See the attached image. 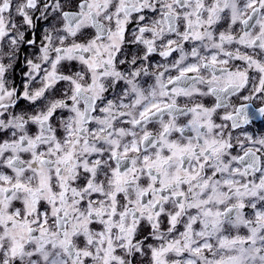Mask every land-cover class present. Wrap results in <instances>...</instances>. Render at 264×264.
<instances>
[{
  "label": "flooded vegetation",
  "instance_id": "flooded-vegetation-1",
  "mask_svg": "<svg viewBox=\"0 0 264 264\" xmlns=\"http://www.w3.org/2000/svg\"><path fill=\"white\" fill-rule=\"evenodd\" d=\"M0 264H264V0H0Z\"/></svg>",
  "mask_w": 264,
  "mask_h": 264
},
{
  "label": "rangeland",
  "instance_id": "rangeland-1",
  "mask_svg": "<svg viewBox=\"0 0 264 264\" xmlns=\"http://www.w3.org/2000/svg\"><path fill=\"white\" fill-rule=\"evenodd\" d=\"M165 248H166V246H165ZM162 253V257H161V259L162 260H167L168 259V252L166 251V250H164L163 252H161Z\"/></svg>",
  "mask_w": 264,
  "mask_h": 264
}]
</instances>
